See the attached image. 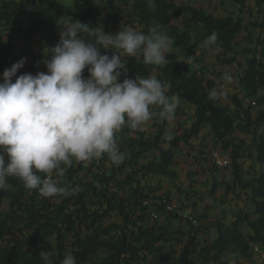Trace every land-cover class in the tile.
<instances>
[{"label": "trees", "instance_id": "obj_1", "mask_svg": "<svg viewBox=\"0 0 264 264\" xmlns=\"http://www.w3.org/2000/svg\"><path fill=\"white\" fill-rule=\"evenodd\" d=\"M227 1L236 9L216 15L176 0H155L154 9L148 0H0L1 83L4 70L21 57L26 62L16 76L47 72L45 52L58 43L63 24L78 19L93 32L107 34L124 20L122 12L127 8L135 30L147 33L150 26L159 24L174 38V45L161 66L145 65L139 55L125 57L126 76L155 75L171 84L169 96L177 95L180 102L193 107L190 122L174 135L168 134L167 120L160 117L152 133L125 125L115 134L125 155L118 166L107 155L89 164L73 161L70 167L62 166L63 175L54 174V178L69 189L79 186L78 193L46 198L9 177L8 188L0 190V264H44L41 251L54 253V264H60L68 252L77 264H241L240 260L264 264V256L261 262L254 257L264 255V33L260 34L264 19L245 22L248 0ZM254 3L264 11V0ZM213 32L218 39L210 46L220 51L226 63L238 66L240 85L239 93H225L226 98L217 101L209 99L210 90L219 88L206 79L208 69L199 54ZM242 33L244 44L237 40ZM83 36L95 42L94 36ZM99 51L111 55L113 50ZM83 75L88 77L87 69ZM205 128L230 156L227 167L212 165L231 173L229 180L214 175L208 189L221 209L213 219V238L206 226L201 229V221L208 217L205 211L195 212L196 224L169 207V195H157L158 188L142 180L148 175L162 176L176 184L178 153ZM244 156L252 160L247 169ZM231 194L246 206L229 210ZM151 211L163 214V221L151 223ZM174 219L183 225L174 224ZM186 233L195 242H186ZM179 245L182 248L177 251Z\"/></svg>", "mask_w": 264, "mask_h": 264}, {"label": "clouds", "instance_id": "obj_2", "mask_svg": "<svg viewBox=\"0 0 264 264\" xmlns=\"http://www.w3.org/2000/svg\"><path fill=\"white\" fill-rule=\"evenodd\" d=\"M155 8V0H148ZM58 43L45 52L47 72L24 73L21 57L3 72L0 83V190L8 188V178L23 182L26 189L38 190L46 198L78 193L79 186L60 185L55 175L75 162L91 163L107 155L120 165L125 155L119 150L115 134L125 125L143 131L153 117V109L163 120L171 121L180 104L169 96L171 84L155 75L134 78L125 57L141 56L145 65L161 66L174 45V38L159 24L147 33L131 27L115 34L92 28L76 19L63 24ZM95 37L89 42L83 34ZM218 36L213 32L205 41L209 47ZM100 48L112 49L101 54ZM87 69L88 77L83 73ZM125 78L121 80V76ZM16 77L15 82L12 78ZM223 79H232L224 73ZM223 91L212 89L209 99H225ZM7 157V160H6ZM41 174H44L42 178ZM54 253L41 251L44 264H54ZM60 264H77L68 252Z\"/></svg>", "mask_w": 264, "mask_h": 264}, {"label": "rangeland", "instance_id": "obj_3", "mask_svg": "<svg viewBox=\"0 0 264 264\" xmlns=\"http://www.w3.org/2000/svg\"><path fill=\"white\" fill-rule=\"evenodd\" d=\"M176 2L188 3L197 7H205L216 15H226L229 11L236 9V7L232 6L231 2L227 0H176ZM247 4L250 8L243 14L245 22H247L250 18L262 21L264 19V11L260 12L255 8L254 0H248ZM251 7L253 9H251ZM122 16L124 17V20L120 24L114 25L112 31L107 34H115L122 28L127 27L134 29V25H136V23L130 21L132 19L130 16V10L124 8ZM263 33L264 31L261 30L260 34ZM237 40L240 44H244V33L240 34ZM199 54L202 57L203 66L208 69L205 76L207 80H213L219 90L224 93L234 94L240 92V85L238 81L239 70L237 65L234 63H226L224 61V57L222 55L220 56V51L211 46L202 48ZM238 59L242 61L244 59V54L240 53ZM224 73H229L232 79L230 81H225L223 79ZM179 106L182 107L180 109L182 113L178 111L175 112L174 119L171 121L167 120V125H165V128L170 135H174L175 133L182 131L183 127H185L191 120L193 107L183 102H180ZM254 111H256V106L254 107ZM153 113L152 119L144 129L148 133L155 132L157 130L156 123L161 121L158 113L155 112L154 109ZM236 136L246 140L250 139L248 135H244L242 133H237ZM213 151H219L221 153L220 146L215 144L209 129L205 128L199 138L192 139L189 145H183L182 150L178 153L176 170L179 173V178L176 184H174L175 182L170 181L167 177L162 176L148 175L145 179H142L144 182H148L152 188H158L157 195H169L171 206L178 209L179 214L182 216L191 215L196 218V211L201 213L205 211L208 217L207 219L201 221V229L206 226L209 230L210 238H213L215 234L213 219L218 212H221V209L218 204L213 202V200L209 197L208 189L214 175L219 180H229L231 178L229 169L215 170L213 168L210 158V154H212L211 152ZM153 154H155V152L151 153V155ZM221 154L230 159L228 152L222 151ZM242 161L244 168L246 169L249 168V165L252 163V160L247 156H244ZM211 168L214 170L212 171ZM81 174L84 176L85 171L83 170ZM185 205L187 207H184ZM245 206L246 204L243 199L234 197L232 194L230 195L226 205L229 210L244 208ZM227 215L231 217V211H228ZM163 219V214H159L158 218H149L150 222L153 224L161 223ZM174 224L183 225L181 222L178 223L177 219H174ZM196 224H199V222L197 221ZM185 241L189 243L195 242L194 239H191V236L187 233ZM181 248V245L175 247L177 251ZM263 256V253H260L255 254L254 257L255 260L261 262ZM232 260L234 261L235 257H232ZM240 263L250 264L246 260H240Z\"/></svg>", "mask_w": 264, "mask_h": 264}, {"label": "built area", "instance_id": "obj_4", "mask_svg": "<svg viewBox=\"0 0 264 264\" xmlns=\"http://www.w3.org/2000/svg\"><path fill=\"white\" fill-rule=\"evenodd\" d=\"M251 104L255 105V102L252 101ZM211 153L212 154H210V158H211L212 165L215 164V165L220 166V167H227L229 165L230 159L228 157L222 155L221 154L222 151H221V153L219 151H213ZM169 207H172V206L170 205ZM150 214H151L152 218H157L159 215L155 211H151ZM184 217H188L194 223H197V220L195 218H193V216H191V215H185ZM256 249H257V247H256Z\"/></svg>", "mask_w": 264, "mask_h": 264}]
</instances>
